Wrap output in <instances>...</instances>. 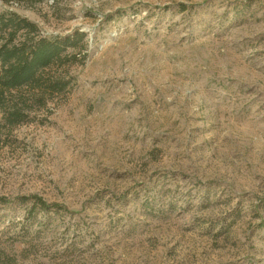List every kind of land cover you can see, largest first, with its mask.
I'll return each instance as SVG.
<instances>
[{"label":"rangeland","instance_id":"374dc122","mask_svg":"<svg viewBox=\"0 0 264 264\" xmlns=\"http://www.w3.org/2000/svg\"><path fill=\"white\" fill-rule=\"evenodd\" d=\"M7 12L85 37L0 130V264H264V0Z\"/></svg>","mask_w":264,"mask_h":264},{"label":"trees","instance_id":"16d2710c","mask_svg":"<svg viewBox=\"0 0 264 264\" xmlns=\"http://www.w3.org/2000/svg\"><path fill=\"white\" fill-rule=\"evenodd\" d=\"M22 30H28L27 35H23L24 41L19 37ZM35 31L34 24L14 12L0 14V108L5 122L4 125L0 123V130L7 125L16 126L25 120L24 111L28 108L29 99L17 94L26 89L33 100L39 101V96L33 91L42 87L40 72L61 60L68 48H75V39L85 37V34L76 32L61 40L41 39L31 42L29 36ZM55 86L52 85V89L59 90ZM33 199L43 210L60 207L49 204L39 196H33Z\"/></svg>","mask_w":264,"mask_h":264}]
</instances>
